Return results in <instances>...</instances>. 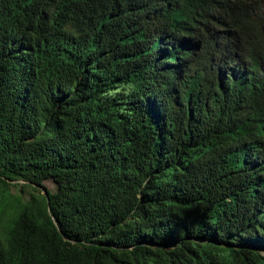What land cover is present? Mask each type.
Here are the masks:
<instances>
[{
    "label": "trees",
    "instance_id": "16d2710c",
    "mask_svg": "<svg viewBox=\"0 0 264 264\" xmlns=\"http://www.w3.org/2000/svg\"><path fill=\"white\" fill-rule=\"evenodd\" d=\"M0 264H264V1L0 0Z\"/></svg>",
    "mask_w": 264,
    "mask_h": 264
},
{
    "label": "rangeland",
    "instance_id": "374dc122",
    "mask_svg": "<svg viewBox=\"0 0 264 264\" xmlns=\"http://www.w3.org/2000/svg\"><path fill=\"white\" fill-rule=\"evenodd\" d=\"M44 187L48 189H53V184L50 181H46L44 182Z\"/></svg>",
    "mask_w": 264,
    "mask_h": 264
}]
</instances>
